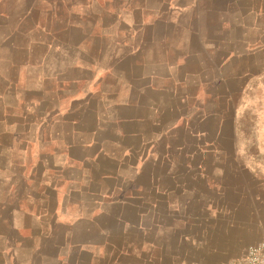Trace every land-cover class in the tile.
Instances as JSON below:
<instances>
[{
    "label": "crops",
    "instance_id": "0c3cea01",
    "mask_svg": "<svg viewBox=\"0 0 264 264\" xmlns=\"http://www.w3.org/2000/svg\"><path fill=\"white\" fill-rule=\"evenodd\" d=\"M114 1L112 23L95 25L106 36L128 24L134 43L123 48L96 46L103 32L85 31L82 21L94 13L79 11L80 21L69 22L76 42L39 54L7 49L23 57L7 60L11 75L0 73V264H164L165 255L181 264V242L199 250L184 263L218 264L228 249L263 240L261 176L251 208L229 207L221 162L213 171L208 161L212 113L196 89L212 85L213 47L195 21L197 3L159 0L149 16L145 5ZM186 15L194 18L189 46L172 48L161 28L181 29ZM22 71L32 83L20 82ZM216 193L225 205H212Z\"/></svg>",
    "mask_w": 264,
    "mask_h": 264
},
{
    "label": "rangeland",
    "instance_id": "374dc122",
    "mask_svg": "<svg viewBox=\"0 0 264 264\" xmlns=\"http://www.w3.org/2000/svg\"><path fill=\"white\" fill-rule=\"evenodd\" d=\"M121 1L149 7V16L156 14L161 7V0H118ZM188 3H197L195 21H199L203 27L201 32L212 37L209 47H213V56H207V67L210 64L211 69L205 73L208 79H212V85L196 89L199 99L207 101L205 107L212 113L206 121V128L212 132L210 141L216 152L208 161H213V171L218 169L214 168L216 163L221 162L222 167L217 170L216 176H222L228 184L229 207L239 202L238 205L245 203L251 208L252 196L257 193V188H254V184L259 182L257 176H261V183H264V0H187ZM115 6L119 4L114 0H0V49H5L0 50V73L11 75L7 60L23 57L16 52L9 54L7 49L13 48L14 43L18 47L32 46L39 54L48 46L58 48L62 42H76V30L70 27L69 22L80 21V12L94 13L91 23L82 21L85 31L103 32L102 39L96 42L100 49L114 42L119 48L125 47L124 43H134V40L126 38L130 32L128 24H113L110 30L105 31L106 36L104 30L100 32L96 27L95 21H112L113 15L106 9ZM220 9L222 13L217 11ZM192 16L185 18V21L182 19L184 28L170 25L161 28L170 34L172 48L189 46L186 31L189 19L193 23ZM90 42H87L88 46ZM191 70L198 73L201 69L196 65ZM20 75L22 84L34 80L28 71H22ZM37 77L39 80L40 75ZM203 122L198 123V126ZM220 194L213 195L212 205H225L227 201L220 203ZM4 210L5 207H2L1 212ZM211 213H214L212 218L215 227L216 223H220V217L215 216L218 213L216 209ZM260 217L263 221L264 216ZM248 218L251 220L253 216L249 214ZM225 228L223 223V231ZM193 229L191 226L185 227L187 233L198 234ZM2 243L6 244L0 238V247ZM246 249H228L231 256L218 264H231ZM178 253L181 264H189L184 261L198 255L199 250L188 242H181V247L175 248V254ZM170 257L165 255L164 264H173Z\"/></svg>",
    "mask_w": 264,
    "mask_h": 264
},
{
    "label": "built area",
    "instance_id": "2783aa9c",
    "mask_svg": "<svg viewBox=\"0 0 264 264\" xmlns=\"http://www.w3.org/2000/svg\"><path fill=\"white\" fill-rule=\"evenodd\" d=\"M231 264H264V239L248 246Z\"/></svg>",
    "mask_w": 264,
    "mask_h": 264
}]
</instances>
